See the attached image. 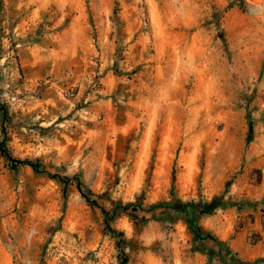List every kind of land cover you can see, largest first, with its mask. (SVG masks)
<instances>
[{
    "label": "rangeland",
    "instance_id": "374dc122",
    "mask_svg": "<svg viewBox=\"0 0 264 264\" xmlns=\"http://www.w3.org/2000/svg\"><path fill=\"white\" fill-rule=\"evenodd\" d=\"M124 258L264 264V0H0V264Z\"/></svg>",
    "mask_w": 264,
    "mask_h": 264
},
{
    "label": "trees",
    "instance_id": "16d2710c",
    "mask_svg": "<svg viewBox=\"0 0 264 264\" xmlns=\"http://www.w3.org/2000/svg\"><path fill=\"white\" fill-rule=\"evenodd\" d=\"M20 164H23V165H28V166H31L34 170H38L39 169V165L37 163H34L32 161H29V160H25V161H19ZM50 177L52 178H56V179H59L65 186L68 185V183L70 182V179L68 178H64L62 176H54V175H50ZM79 181V180H77ZM82 195L83 197L88 201V203L90 204H94L97 206V204L93 203L91 198L82 192ZM158 207L160 208H163V207H168V208H171V209H174V211L176 212H182L184 213V217L186 218V221L188 222L189 226L191 227L192 231L197 235V236H200L201 234V229L198 227V224H197V217L194 216V212L192 211L193 210V207L192 206H186L184 209H177L175 208L174 205L172 204H159ZM133 209V206L132 205H128V206H123V209L128 211L129 209ZM103 212L108 215V212H106L104 209H103ZM108 229L110 231H112L113 233H116V231H114L109 225H108ZM121 236H123V234L121 233L120 234ZM128 262V259L127 258H124L120 264H127Z\"/></svg>",
    "mask_w": 264,
    "mask_h": 264
}]
</instances>
